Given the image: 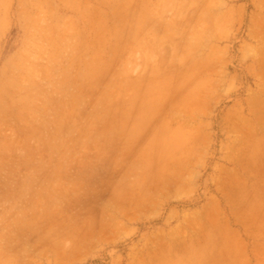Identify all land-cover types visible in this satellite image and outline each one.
<instances>
[{
    "label": "rangeland",
    "instance_id": "obj_1",
    "mask_svg": "<svg viewBox=\"0 0 264 264\" xmlns=\"http://www.w3.org/2000/svg\"><path fill=\"white\" fill-rule=\"evenodd\" d=\"M55 2L0 83V264H264V0Z\"/></svg>",
    "mask_w": 264,
    "mask_h": 264
},
{
    "label": "crops",
    "instance_id": "obj_2",
    "mask_svg": "<svg viewBox=\"0 0 264 264\" xmlns=\"http://www.w3.org/2000/svg\"><path fill=\"white\" fill-rule=\"evenodd\" d=\"M52 0H0V83L4 82L5 73H4V67H12L13 70L16 68H25L28 70V67L32 65V67L35 65V63L30 59V55L25 56V53L28 49V40L30 34V17L29 15L31 12H28V10L31 9L34 4L35 7H38L42 9L41 6H46L48 3H51ZM57 5H62V0H57L55 2ZM41 5V6H40ZM46 10V7L44 8ZM27 10V11H26ZM36 12V9L33 10ZM41 14V12H40ZM16 34L15 39V45L12 46V48L7 47V43L9 38L14 34ZM39 66H46V63H39ZM29 84L33 86L34 91H30L29 93V102L27 101V104H21L25 108L32 107L34 110L33 113L31 109L29 110V126L31 128H34L32 130H36L37 128H41L42 123L45 124V118L47 117V94L42 93V90L46 91L48 79L39 77V79L30 78L29 77ZM15 84V82H13ZM44 85V88L43 86ZM14 92L16 90L13 89ZM2 107V105H0ZM25 113V111H24ZM26 117V114H24ZM76 124V140L78 142L79 139V133H80V126L78 123ZM68 127V126H66ZM71 132H74L73 125L71 126ZM69 130H66V134ZM39 132V131H38ZM208 212V205L203 204V206L200 208V212L197 214H206ZM206 217H208V213L206 214ZM206 221V220H205ZM181 228L186 227V223H181ZM189 229H197L193 226L192 222L188 223ZM203 230V235L206 234V226H203L201 228ZM190 245L192 242L189 243ZM177 244L174 242V240L171 241L166 246V251L164 254L163 260L166 261V263H161V258L158 257V264H175L176 261L179 260H185L188 255V258H190L192 261L196 260H202L205 259V261L212 260L216 263L213 264H225L222 263L226 262V264H241L242 262L239 261L238 256L233 254H226L224 253L227 250V246H223L219 241H216L213 245V252L211 253L210 257L202 258V256H197L195 252H181L176 251Z\"/></svg>",
    "mask_w": 264,
    "mask_h": 264
},
{
    "label": "bare ground",
    "instance_id": "obj_3",
    "mask_svg": "<svg viewBox=\"0 0 264 264\" xmlns=\"http://www.w3.org/2000/svg\"><path fill=\"white\" fill-rule=\"evenodd\" d=\"M255 32V31H254ZM259 60V59H258ZM260 62V61H259ZM262 62V61H261ZM264 63V62H263ZM261 64V63H260ZM262 65V64H261Z\"/></svg>",
    "mask_w": 264,
    "mask_h": 264
}]
</instances>
